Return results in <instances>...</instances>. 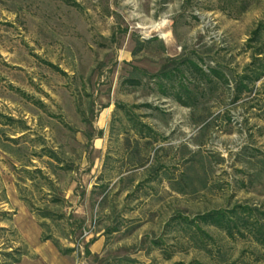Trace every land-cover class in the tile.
I'll return each instance as SVG.
<instances>
[{
    "label": "rangeland",
    "instance_id": "rangeland-1",
    "mask_svg": "<svg viewBox=\"0 0 264 264\" xmlns=\"http://www.w3.org/2000/svg\"><path fill=\"white\" fill-rule=\"evenodd\" d=\"M261 23L264 0H0V264H74L94 221L83 264H264L198 220L264 221V77L235 94Z\"/></svg>",
    "mask_w": 264,
    "mask_h": 264
},
{
    "label": "trees",
    "instance_id": "trees-1",
    "mask_svg": "<svg viewBox=\"0 0 264 264\" xmlns=\"http://www.w3.org/2000/svg\"><path fill=\"white\" fill-rule=\"evenodd\" d=\"M262 39H264V23L259 24L253 31V38L249 43L251 45L252 42H258V45L254 48L253 63H251V65L246 68V72L242 74V76H240L236 82L235 94L237 97L243 93L252 92L250 86L255 85L264 77V40ZM43 63L53 70L64 74V72L59 67L48 62ZM183 66L188 67V69H193L196 75L206 82L211 81V77L215 76L219 79L220 83H227L226 76L222 72L217 69H213L209 70V73H206L200 67L199 63L195 62L194 60H185L183 62ZM252 66L254 69H252ZM176 72L183 74V70L181 68L175 67L172 70H166L162 72L160 75L162 78L168 80V84L172 90H177L176 94L178 101L185 103L183 102L182 94H192V92L188 87H184L183 84H181L178 89L174 86V84L177 82V74H175ZM161 85L163 86L162 83ZM260 215L264 217V212ZM254 216L256 217L254 210L239 206L230 211L216 210L209 212L205 215L199 216L198 220H200L205 225H213L217 227L230 237H234L235 232L242 233V231H246L255 237L258 245L264 247V221L260 220L258 217H256L258 219H255Z\"/></svg>",
    "mask_w": 264,
    "mask_h": 264
},
{
    "label": "crops",
    "instance_id": "crops-1",
    "mask_svg": "<svg viewBox=\"0 0 264 264\" xmlns=\"http://www.w3.org/2000/svg\"><path fill=\"white\" fill-rule=\"evenodd\" d=\"M74 209V211L77 209V206H74L69 208V211H72ZM81 209L79 208L78 211H80ZM74 213H78V212H74ZM70 214H68L69 216ZM52 216L53 218H55L52 214H46L44 215V218H48ZM85 233H88L87 236H84ZM105 242V237L104 235H102V232H97L96 231V222H92L90 223L87 227H83L79 238H77V240H75L73 243H71V250H69V253L72 252L74 258H75V263L74 264H83L80 262L79 258L82 257L84 255V246H85V250H87V253L89 252V254H95V253H99L104 245ZM88 254V255H89ZM80 256V257H79Z\"/></svg>",
    "mask_w": 264,
    "mask_h": 264
},
{
    "label": "built area",
    "instance_id": "built-area-1",
    "mask_svg": "<svg viewBox=\"0 0 264 264\" xmlns=\"http://www.w3.org/2000/svg\"><path fill=\"white\" fill-rule=\"evenodd\" d=\"M87 235H88V233H85V234H84V236H87Z\"/></svg>",
    "mask_w": 264,
    "mask_h": 264
}]
</instances>
